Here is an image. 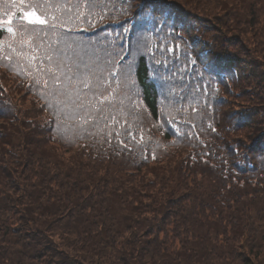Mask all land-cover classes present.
Listing matches in <instances>:
<instances>
[{
	"label": "trees",
	"instance_id": "16d2710c",
	"mask_svg": "<svg viewBox=\"0 0 264 264\" xmlns=\"http://www.w3.org/2000/svg\"><path fill=\"white\" fill-rule=\"evenodd\" d=\"M33 4L49 25L16 20ZM13 14L0 264H264V0H0Z\"/></svg>",
	"mask_w": 264,
	"mask_h": 264
},
{
	"label": "snow or ice",
	"instance_id": "6c2138e0",
	"mask_svg": "<svg viewBox=\"0 0 264 264\" xmlns=\"http://www.w3.org/2000/svg\"><path fill=\"white\" fill-rule=\"evenodd\" d=\"M21 4H23V0H21ZM19 11L23 13V16L19 17V19L26 21L29 25H49V19L47 18L46 14L43 12H38L37 6L34 4L28 6V11H25L24 7H21ZM153 11H155V9H153ZM13 16L14 14L10 15L6 21H0V28H4L6 26V31L13 33L15 31L11 26L13 23ZM52 20L55 21V17H53ZM51 26L54 27L55 25L52 24ZM30 59L35 60L36 57L33 56L30 57ZM112 74L114 75L115 73L113 72ZM84 85L85 87H88V83L86 81L84 82ZM110 99H112L111 95L104 96L100 103ZM81 107H83V105H81Z\"/></svg>",
	"mask_w": 264,
	"mask_h": 264
},
{
	"label": "rangeland",
	"instance_id": "374dc122",
	"mask_svg": "<svg viewBox=\"0 0 264 264\" xmlns=\"http://www.w3.org/2000/svg\"><path fill=\"white\" fill-rule=\"evenodd\" d=\"M234 11H236V10H234ZM223 17V16H222ZM231 24V23H230ZM250 28L249 27H247L246 28V31H248ZM228 32V34H232V33H234L235 31H234V28H233V26H231L230 25V29L227 31Z\"/></svg>",
	"mask_w": 264,
	"mask_h": 264
}]
</instances>
